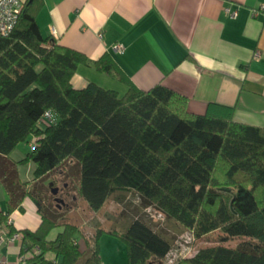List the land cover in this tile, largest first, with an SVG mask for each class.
Listing matches in <instances>:
<instances>
[{
  "label": "trees",
  "instance_id": "obj_1",
  "mask_svg": "<svg viewBox=\"0 0 264 264\" xmlns=\"http://www.w3.org/2000/svg\"><path fill=\"white\" fill-rule=\"evenodd\" d=\"M42 0H26L12 31L0 36V182L12 208L25 196L41 215L33 232L22 234L30 264H100L99 239L114 237L126 250L127 264H162L171 243L142 218L125 231L98 230L93 246L80 251L79 228L58 222L43 211L34 187L17 179V165L33 162V182L51 174L75 180L78 195L97 213L115 192H133L143 208H152L200 240L222 233L219 244L198 249L172 264H264V129L232 121L231 110L194 115L187 100L156 85L137 89L107 54L92 63L96 72L116 77L128 87L119 97L93 84L72 88L71 78L86 57L41 37L36 17ZM49 112L53 124L42 125ZM33 150L15 163L10 155L30 136ZM51 192V191H50ZM7 215L0 213V229ZM62 226L55 241L52 229ZM242 241L230 249L224 243ZM47 253L59 263L44 259Z\"/></svg>",
  "mask_w": 264,
  "mask_h": 264
},
{
  "label": "crops",
  "instance_id": "obj_2",
  "mask_svg": "<svg viewBox=\"0 0 264 264\" xmlns=\"http://www.w3.org/2000/svg\"><path fill=\"white\" fill-rule=\"evenodd\" d=\"M42 1L36 17L41 37L81 53L89 62L74 72L73 89L93 84L119 97L126 94L125 84L96 72L92 65L107 54L141 91L162 85L184 97L191 114L216 112L211 107L222 106L231 110L233 122L264 129V0ZM114 46H121L123 53ZM36 140L31 135L15 147L10 160L22 161ZM34 170L33 162L16 167L18 181L27 184L25 190L34 184ZM10 201L0 182V213L8 214L0 234L35 232L41 215L31 198L25 196L22 210L15 207L11 212ZM61 230L58 226L49 231L47 242L55 241ZM22 242L19 237L0 245V258L9 264H30L32 253L23 252ZM98 242L100 264H127L119 240L103 235ZM20 256L25 261L20 262ZM43 257L60 262L52 253Z\"/></svg>",
  "mask_w": 264,
  "mask_h": 264
},
{
  "label": "rangeland",
  "instance_id": "obj_3",
  "mask_svg": "<svg viewBox=\"0 0 264 264\" xmlns=\"http://www.w3.org/2000/svg\"><path fill=\"white\" fill-rule=\"evenodd\" d=\"M74 181L64 174H51L42 181L34 183L33 187L36 192L41 189L42 194L39 198L46 214L53 213L57 217L54 219L57 223L69 222L79 228L80 238H77L76 243H78L80 251H84V253L87 252L86 244L93 246V238L98 230L122 233L135 218L145 219L152 228L161 232L170 241L171 250L169 252L171 255L162 264H168L169 261L174 262L181 258H191L198 249L221 243L222 233L220 231L195 240L191 237V233L174 221L166 220L164 217L163 220L152 217L151 215H156V211L152 208L146 211L133 192H115L99 212H91L77 194L78 186ZM52 189L57 190L55 195L50 192ZM241 241V239H231L224 243V246L231 249Z\"/></svg>",
  "mask_w": 264,
  "mask_h": 264
},
{
  "label": "built area",
  "instance_id": "obj_4",
  "mask_svg": "<svg viewBox=\"0 0 264 264\" xmlns=\"http://www.w3.org/2000/svg\"><path fill=\"white\" fill-rule=\"evenodd\" d=\"M23 5L24 3L20 2V0H0V36L2 37L7 36L12 31L18 19L19 13L21 12L23 8ZM114 51L118 53H123V48L121 46H114ZM53 122L54 120H53L52 114L49 112H46L43 115L41 122L39 123L44 125V124H53ZM149 209L150 208L146 209V211H149ZM151 216L158 217L159 219L163 220V216L160 215V213L158 212H156V215H151ZM19 237H22V235L17 234V233H13L11 235H6V234L1 233L0 234V245L4 243L10 245ZM31 253L32 255H37L39 254V251L37 248H33L30 251V254ZM170 255L171 253L169 252L167 257H169ZM18 258L20 262L25 261L24 256H20ZM172 263L173 261L171 262L169 261L168 264H172ZM0 264H9V263L5 259L0 258Z\"/></svg>",
  "mask_w": 264,
  "mask_h": 264
},
{
  "label": "water",
  "instance_id": "obj_5",
  "mask_svg": "<svg viewBox=\"0 0 264 264\" xmlns=\"http://www.w3.org/2000/svg\"><path fill=\"white\" fill-rule=\"evenodd\" d=\"M51 193H52V195H55L57 193V190L56 189H52Z\"/></svg>",
  "mask_w": 264,
  "mask_h": 264
}]
</instances>
